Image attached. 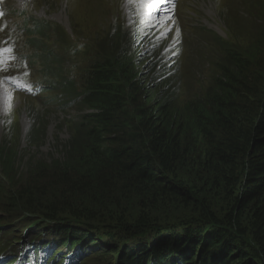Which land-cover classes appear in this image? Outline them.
<instances>
[{"label": "trees", "instance_id": "16d2710c", "mask_svg": "<svg viewBox=\"0 0 264 264\" xmlns=\"http://www.w3.org/2000/svg\"><path fill=\"white\" fill-rule=\"evenodd\" d=\"M42 30L35 41L46 50L56 30ZM225 54L205 96L182 107L147 91L122 54L94 59L83 90L62 77L79 125L59 157L30 160L21 180L0 147V226L50 229L47 264L96 252L113 264H264V31ZM178 200L192 213L170 232L173 218L148 211Z\"/></svg>", "mask_w": 264, "mask_h": 264}, {"label": "rangeland", "instance_id": "374dc122", "mask_svg": "<svg viewBox=\"0 0 264 264\" xmlns=\"http://www.w3.org/2000/svg\"><path fill=\"white\" fill-rule=\"evenodd\" d=\"M0 6V26L9 23L19 28L24 16L48 20L56 30L48 42L62 64L63 72L57 75L62 81V77L75 80L83 90L87 67L94 59L122 54L132 60L137 78L147 91L164 101L175 99L180 107L203 98L221 76L220 68L227 61L226 47L246 50L264 31V0H174V7L165 4L152 24L140 23L127 0H0ZM166 15L171 19H165ZM20 39L21 54L29 56L30 51L23 46L26 36L22 34ZM51 61L56 59L51 57ZM30 65L36 80L41 81L39 67ZM71 99L69 96L66 101ZM80 114L78 106L64 108L46 97H32L0 85V147L5 144L14 154L20 180L30 160L60 156L59 150L79 125ZM163 204L148 212L160 220L173 218L167 224L172 226L170 232H174L178 219L189 218L192 213L193 207H186L180 200ZM131 212L130 218L141 214L136 209ZM23 231L17 228L0 234V238L14 241ZM53 237L47 227L33 236L36 245ZM31 241L5 244L0 250L13 247L25 254L22 246ZM106 243L109 241L101 242ZM110 244L117 246L115 242ZM66 251L61 249L62 253ZM97 254L81 258L82 264H113L109 256L97 259Z\"/></svg>", "mask_w": 264, "mask_h": 264}, {"label": "snow or ice", "instance_id": "6c2138e0", "mask_svg": "<svg viewBox=\"0 0 264 264\" xmlns=\"http://www.w3.org/2000/svg\"><path fill=\"white\" fill-rule=\"evenodd\" d=\"M127 3L134 7L139 22L144 24H152L157 20V13L163 9L165 4H171L174 7V0H127ZM165 19H171V17L166 15ZM11 51V48L0 47V58L10 54Z\"/></svg>", "mask_w": 264, "mask_h": 264}, {"label": "bare ground", "instance_id": "6f19581e", "mask_svg": "<svg viewBox=\"0 0 264 264\" xmlns=\"http://www.w3.org/2000/svg\"><path fill=\"white\" fill-rule=\"evenodd\" d=\"M121 2H123V1H121Z\"/></svg>", "mask_w": 264, "mask_h": 264}]
</instances>
